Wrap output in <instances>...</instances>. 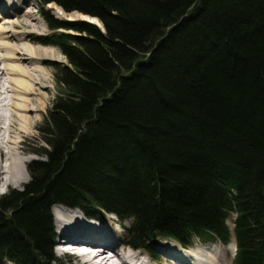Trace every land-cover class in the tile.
Returning <instances> with one entry per match:
<instances>
[{"label": "trees", "instance_id": "obj_1", "mask_svg": "<svg viewBox=\"0 0 264 264\" xmlns=\"http://www.w3.org/2000/svg\"><path fill=\"white\" fill-rule=\"evenodd\" d=\"M39 2L104 29L54 21L78 34L39 41L69 64L56 72L47 159L29 163L23 191L0 196V264H63L55 204L116 214L135 247L228 242L237 213L235 264H264V0Z\"/></svg>", "mask_w": 264, "mask_h": 264}, {"label": "bare ground", "instance_id": "obj_2", "mask_svg": "<svg viewBox=\"0 0 264 264\" xmlns=\"http://www.w3.org/2000/svg\"><path fill=\"white\" fill-rule=\"evenodd\" d=\"M21 1L23 2L19 4V0H0V50L5 53V55L0 53V56H4L0 57V83H4L0 85V154L3 151L6 152L9 150V153H6L5 156L9 163V169L3 173L8 174V177L10 176L8 184H11L14 179V170L12 169L14 160L9 157V154L12 150L14 152L16 151V145L19 149V146L23 143V139L18 143L19 138L14 136V132L12 131L13 123L16 125L15 131L18 133V136L20 135L19 137H23L21 134L31 133V130L36 126L37 122H33L29 114L36 113L44 108V105L40 102L43 96L39 95V91H36V88L37 85L47 81L46 77H44V75H46L44 73L45 71L42 69L43 67H40V61L46 56L45 54H47L48 51L25 43V37L28 40L33 35L37 36L42 32L36 33L35 31L28 30L30 28L34 29L36 23L34 24L33 17L27 10L28 6L25 0ZM58 10L60 11V9ZM24 11H26V14H22L21 16L20 14ZM72 14H67L63 11L59 12V16L64 15L67 17V15H71L66 18L67 20L79 18L74 13ZM83 16L82 18L89 19V22L95 23L97 21L95 18ZM13 17H18L17 24L9 20ZM40 26L41 24L38 21L37 27H39V29ZM27 34H29V36H27ZM10 42H12V44ZM40 52H42L43 55H41ZM46 58H52V56ZM4 62H8V65L1 67V64ZM6 79H8V83ZM11 94H13L14 97H12ZM7 104L10 105L11 108L12 114L10 113V118L5 117V115L3 117V114H5L4 108ZM5 110L7 111V109ZM36 120L38 121L37 118ZM5 121L8 123L5 124ZM6 127L9 129V137L5 140L6 137L4 138V135L6 134ZM1 141L2 143L4 142L2 148ZM22 159L21 166L28 162V159ZM26 180L27 179H25L23 175L19 179L21 183ZM57 207L59 206L53 207V214L55 215L57 226L60 229V234H62L65 239H69V241L87 243L93 248L90 253L85 255L80 253L82 251L74 252V254L83 259L85 264H155L157 261L160 262V264H226L225 258L223 259V257H226L224 256L226 252L222 246L213 248L216 249L215 251H211L213 250L212 248H198L191 251L186 250L185 252V250L182 251L173 244L166 249L164 245L160 244L162 246L159 245V248L154 250L152 254L148 253V251H142L141 253L146 255L144 260L138 252H135L137 250L128 249L127 247L128 251L125 250L123 238H121V234L118 231L111 232L109 236L106 233L105 229H107L108 226L107 222L109 221L110 225L114 227L115 223H113V221L118 223L119 221L117 219L94 221L85 218L84 214L79 210L77 212L63 207L62 210L57 211ZM75 212L79 213V215H83L81 218L82 221ZM100 224L104 225L101 226ZM119 224L123 227L121 223ZM70 248L78 249V246L73 245ZM107 250L112 251V256H107ZM203 253L206 254L207 258ZM209 255L212 256L214 259H212L213 261H211ZM98 258H101L100 262L95 261Z\"/></svg>", "mask_w": 264, "mask_h": 264}, {"label": "rangeland", "instance_id": "obj_3", "mask_svg": "<svg viewBox=\"0 0 264 264\" xmlns=\"http://www.w3.org/2000/svg\"><path fill=\"white\" fill-rule=\"evenodd\" d=\"M22 2L23 1L19 0V4H21ZM25 2L27 3V6H28L27 10L30 12V14L33 17L34 24L36 23L34 29L30 28L28 30L29 31H35L36 33L42 32V33H40V35H37V36L33 35L28 40L25 37V43L28 45H32L34 47H40L44 51L45 50L48 51L47 54H45L46 56L43 57L42 60L40 61V64H41L40 67L41 68L43 67L42 69L45 71L44 73L46 74V75H44V77H46L47 81H44V83L37 85V88H36V91H39V95L43 96V98L40 99V102L44 105V108L41 111H38V112L33 113V114H29V116L33 119V122H37L36 126L31 130L30 134H21L23 137H19L20 135L18 136V133L15 131L16 125H15V123H13L12 131L14 132V136H17L19 138L18 143L23 139V143H22V145L19 146V149H18V146L16 145L15 146L16 151L14 152L12 150V152L9 154V157H11L12 160H14L13 164H12V169L14 170V176H13L14 179H13L11 184H8V180H9L10 176L8 177V174H3V173H5L4 171H7V169H9V163L5 157L6 153L7 154L9 153V150H7L6 152L3 151L0 154V196L9 193L12 190L23 191L25 189V185L27 183H29V181L31 180L30 170L28 169L29 163L36 161V160L45 161L47 159L46 154L41 153V152H43L44 149L47 152L49 151V146L45 140V138H47L48 135H46V133L43 131L46 127V126H44V124H45V121H46V118L48 115V111L52 108L53 102L57 96V93L59 92V86H58L57 81H56L57 68L61 64H63V65L69 64V59L59 46L42 44L39 41H41L42 38H48V37H51V36H53L57 33H60V32H67V33H73V34L76 33L75 31H73L71 29L70 30H67L64 28L51 29L50 28V22L57 21L58 23H64V24H71V23L76 24V23H80V22L93 23V22H89V19L82 18L83 15L86 16L87 14H83L79 11L72 12L76 16L79 17L78 18L79 20L78 19L67 20L66 18H68L71 15H67V17L64 15L59 16L60 11H63L64 13L66 12L68 14H72V13L65 11L61 6H59L55 2L49 3L44 7H42L41 3L38 0H25ZM43 9L45 10V13H44ZM58 9H60V11ZM22 14H26V11L22 12L20 15L22 16ZM18 17H19V14H18ZM18 17H13L9 20L11 22H15V24H17L18 23V19H17ZM60 17H61V19H60ZM86 17L94 18L93 16L92 17L86 16ZM95 19H97V18H95ZM38 21L41 24L40 29H39V27H37ZM96 22L93 24L104 29L103 23L99 19H97ZM5 29H6V27H5ZM9 29H11V28H9ZM76 34H78V33H76ZM81 35L85 36L86 34L83 33ZM27 36H29V34H27ZM10 43L12 44V42H10ZM14 44H15V42H14ZM0 53H3L5 55V53L1 50H0ZM40 54L43 55L42 52H40ZM49 56H52V58H46ZM0 57H4V56H0ZM6 65H8V62L2 63L1 67H4ZM6 82L8 83V79H6ZM11 95H12V97H14L13 94H11ZM5 109H7V111ZM4 111H5L4 112L5 114H3V117L5 115V117L10 118L11 114H12L10 105L7 104L4 108ZM36 118L38 119V121L36 120ZM11 124H12V122H11ZM5 133L6 134L4 135V138L6 137L5 138V140H6L9 137L8 127H6ZM3 145H4V142L2 143V141H1V148L3 147ZM22 158L28 159V162L26 164H24L25 166L24 165L21 166V162L23 161ZM22 175L27 180L25 182L21 183L19 181V179ZM4 179H5V181H4ZM6 180H7V182H6ZM55 205H58V204H55ZM54 208L53 207L51 208L52 215H53L54 253L56 254V256L58 258H60L63 261V264H85L82 258H80L76 254H72V252H64V253L58 252L57 253L55 245H56V242H58L59 235H61V234L59 232L60 229L57 226L55 215L53 214ZM57 208H58V209H56L57 211L63 209L62 206H59ZM68 208L73 209L72 211L78 212V210L76 208H73L71 206H68ZM77 212H75V213H77ZM80 215H79V213H77L78 218H80V220H81L83 215H81V216ZM84 215H85V218H87L86 214H84ZM90 219H93V218L90 217ZM110 219L115 220V219H113L112 215L108 216L106 218L107 221ZM232 222H233V219L231 217L227 218V223L231 224L230 225L231 229L233 228ZM113 223H115L114 227H112L110 225L109 221L107 222V224H108L107 229L108 230L105 229V231L108 234V236L110 235L111 232H117L118 231L121 234V238H123L126 241L125 232H124L123 228L122 229L120 228V227H122L119 224L120 222L116 223L113 221ZM100 225L103 226L104 224H100ZM59 238H62V237H59ZM231 240H232L231 245L234 246L235 245L234 237H232ZM162 241L163 240L158 241V242H162ZM163 242L164 243L162 245L165 246V249L167 247H169L170 245H172V244H166L167 241H163ZM207 244L212 245L213 243L208 242ZM162 245H160V246H162ZM231 245H230L231 249L224 248L226 250V255L224 254V256H226V257H223V254L221 252L223 259L225 258V260H226V264L227 263L232 264L233 258L235 256V250L236 249H234ZM125 250L128 251L126 246H125ZM188 250L191 251V248H188ZM215 250L216 249H213L211 251H215ZM157 251H159V250H157ZM135 252H138V254L141 257H143V259L145 260L146 255L141 253L142 251H135ZM216 252H218V251H216ZM203 254H202V256H203ZM204 255L206 257V254H204ZM209 256L211 258V261H213L214 259L212 258V256L211 255H209ZM163 261H164V259H163ZM6 264H10V263L7 262ZM155 264H160V262L157 261V262H155ZM163 264H165V263H163Z\"/></svg>", "mask_w": 264, "mask_h": 264}, {"label": "water", "instance_id": "obj_4", "mask_svg": "<svg viewBox=\"0 0 264 264\" xmlns=\"http://www.w3.org/2000/svg\"><path fill=\"white\" fill-rule=\"evenodd\" d=\"M86 16H89V17H92V16H90V15H86ZM94 18H96V17H94ZM98 19V18H97ZM104 26V25H103Z\"/></svg>", "mask_w": 264, "mask_h": 264}]
</instances>
